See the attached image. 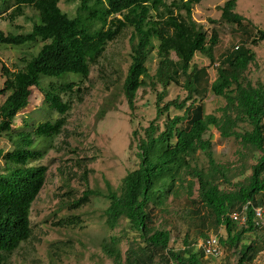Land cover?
Instances as JSON below:
<instances>
[{
	"label": "trees",
	"instance_id": "16d2710c",
	"mask_svg": "<svg viewBox=\"0 0 264 264\" xmlns=\"http://www.w3.org/2000/svg\"><path fill=\"white\" fill-rule=\"evenodd\" d=\"M59 1L0 0V15L12 3L9 22L22 17L26 8L34 10L38 17L29 32L6 34L0 30V46L42 44L35 55L22 61L20 70L10 72L2 68L5 80L0 94L5 99L0 104V135L9 136L13 150L7 153L0 150L4 162L0 170V264L31 236L30 207L44 185L47 171L45 166L34 164L43 157L41 151H36L38 143L62 132L65 115L71 109V101L63 97L81 90L78 86L81 81L76 84L74 78H87L90 66L97 63L107 43L126 29H131L130 64L122 85L127 106L134 108L140 88L149 86L155 91L160 87L161 91L156 92L155 119L142 129V136L137 139V168L121 179L116 190L106 182L103 195L108 201L104 211L106 225L113 229L122 219L139 235L141 242L128 247L123 259L117 240L111 238L102 245L103 254L113 264H161L164 259L173 264H202L199 260L202 254L193 246L195 239L191 241L186 235L182 248L174 251L169 248V232L153 225L155 209L164 206L169 196L185 194L190 199L195 185L197 197L190 199L193 204L190 218L197 220L191 225L200 230L198 239L206 238L203 231L207 226L223 227L226 236L219 239L221 245L238 248L245 233L258 229L254 225L253 209L264 207V85H252L244 76L255 60L248 46L264 40V32L235 12L237 0H228L220 8L219 20L236 27L241 39L239 45L218 60L217 77L210 84V92L225 100L217 117L205 114L198 104L206 69L190 67L196 53L215 63L217 31L208 34L191 17L192 7L202 0L169 3L166 0H65L78 3L72 18L59 9ZM154 51L157 67L150 76L146 64ZM171 54L176 60L171 59ZM45 80L47 84L43 83ZM179 82L187 92L186 98L179 103L177 99L164 102L168 87ZM32 87L43 94L47 111L59 117L38 124L31 133L21 130L13 138L10 134L14 118L28 106ZM170 108L183 109V113L167 117L160 128L156 121ZM210 128H215L222 139L235 140L247 153L240 152L241 165L234 179L244 174L246 157L254 161L248 167L249 176L230 182L229 171L216 164L211 143L204 139ZM197 153L206 157V169L195 163ZM222 185H232V189L226 191ZM89 195L92 192H84L68 205L69 209L81 208ZM245 205L247 224L239 227L227 214ZM79 223V217L71 216L62 219L59 225L75 227ZM259 249L255 243L241 244L237 264L250 262Z\"/></svg>",
	"mask_w": 264,
	"mask_h": 264
},
{
	"label": "rangeland",
	"instance_id": "374dc122",
	"mask_svg": "<svg viewBox=\"0 0 264 264\" xmlns=\"http://www.w3.org/2000/svg\"><path fill=\"white\" fill-rule=\"evenodd\" d=\"M170 1L166 0L167 3ZM226 1L228 0H202L191 11L192 20L201 25L208 34L212 30H216L218 34V42L213 51L215 63L196 53L190 64V67L194 65L206 69V80L199 87L202 89V97L197 98L198 104L202 106L205 114L217 117L221 115L220 110L225 106V100L210 92V84L217 77L218 60L231 48L239 45L241 39L236 27L219 20L220 8ZM9 5L7 10L1 11L0 30L6 34L29 32L33 23L38 21L34 10L26 8L22 17L9 22L8 14L11 12L12 3ZM58 7L72 18L76 14L78 3L60 0ZM235 12L251 26L264 32V0H237ZM130 32L131 29H126L114 41L107 43L97 63L90 66L87 78H74L73 82L76 84L81 81L78 85L81 86L80 92L63 97V100L71 101V109L65 115L66 124L62 132L53 139L41 141L36 149L43 153V157L34 164L45 166L47 171L44 185L30 207L31 236L12 254L6 255L2 264H113L102 252L105 242L108 243L111 238L116 239L123 259L128 247H135L136 243L141 242L139 235L131 231L122 219L113 229L106 225L104 211L108 207V201L103 197L107 190L106 182L116 190L121 179L137 168V139L142 136V129L155 119L156 92L161 91L160 87L155 91L149 86L140 88L134 99V108L131 110L127 106L122 85L130 64ZM41 46V43L21 47L0 46V90L3 89L5 80L2 68L10 72L20 70L24 65L22 61L30 59ZM248 47L254 53L255 60L244 76L252 85H264V40H258L256 45ZM171 59L176 60L174 54H171ZM146 67L152 76L157 67L155 51L151 53ZM43 83L47 84L48 81ZM186 95L187 92L180 82L179 85L172 84L167 89L164 102L177 99L179 103ZM4 99L5 95L0 94V104ZM189 103L190 101L186 102V105ZM182 113L183 109L170 108L159 117L156 124L163 128L167 117L172 118ZM58 117L56 113L47 111L43 94L32 87L28 106L14 118L11 127L13 133L10 136L14 138L21 130L31 133L38 124L54 121ZM204 139L211 143L216 164L229 171L227 176L231 183L249 176L248 167L254 161L246 157L244 174L235 179L233 177L241 165L240 152L247 155L235 140L222 139L215 128H210ZM0 150L3 153L13 150L9 136L0 135ZM195 158V163L200 168L208 167L207 159L202 153H197ZM3 163V159H0V170ZM222 187L226 191L232 189V185ZM86 191L93 194L89 195L88 202L81 208L70 210L68 205L81 198ZM196 192L195 185L191 200L196 199ZM190 199L185 194L169 196L165 205L154 211L153 225L169 232L171 250H180L186 235L191 241L200 240V230L191 225L197 220L190 218L193 208ZM71 216L79 217L80 223L75 227L59 225L62 219ZM203 233L206 236L218 234L222 239L226 236L223 227L214 229L207 226ZM251 243L257 244L260 249L258 252L256 250L254 258L246 264H264V227L245 233L238 248L228 249L223 246L221 257L213 259L202 255L199 260L202 264H237L239 246ZM155 260L158 261V258ZM161 264L173 263L164 259Z\"/></svg>",
	"mask_w": 264,
	"mask_h": 264
},
{
	"label": "built area",
	"instance_id": "2783aa9c",
	"mask_svg": "<svg viewBox=\"0 0 264 264\" xmlns=\"http://www.w3.org/2000/svg\"><path fill=\"white\" fill-rule=\"evenodd\" d=\"M241 210L240 213H233L230 215V218L232 219L233 222H236L239 225H243L245 223V214L244 211ZM255 216L257 218L256 225H262L263 223V210L262 209H256L255 210ZM201 249L204 253L205 256H210L213 258H217L221 255V248L218 243L217 238L215 237H210L207 240H205L201 245Z\"/></svg>",
	"mask_w": 264,
	"mask_h": 264
},
{
	"label": "clouds",
	"instance_id": "9594fccd",
	"mask_svg": "<svg viewBox=\"0 0 264 264\" xmlns=\"http://www.w3.org/2000/svg\"><path fill=\"white\" fill-rule=\"evenodd\" d=\"M243 208H245V210L243 211L244 214H245V223H244L243 225H239V224H237L236 222H233V221H232V219L230 218V215L233 214V213H240L241 210H243ZM246 208H247V205L243 206L240 210H237V211H234V212L228 213L227 216H228V218H229L233 223H235L237 226H239V227H245L246 224H247ZM256 209H262V210H263V223H262V225H259V224L256 225V222H257V218H256V216H255V210H256ZM253 215H254L253 221H254V225H255V227H257L258 229L261 228V227L263 226V224H264V207H256V208H254V209H253ZM210 237H215V238H217L218 243H219L220 248H221V255H220L219 257H221L222 254H223V246L221 245V243H220V241H219V239H220L221 237L218 236V234H214V235L206 236V238H202V239H200L198 242H195V244H193L195 250L197 249L198 251L201 252V254H202L203 256H205L204 253H203V251H202V249H201V246H200V245H201L205 240H207V239L210 238ZM207 257H210V256H207ZM219 257H217V258H219ZM211 258H213V257H211ZM213 259H216V258H213Z\"/></svg>",
	"mask_w": 264,
	"mask_h": 264
}]
</instances>
